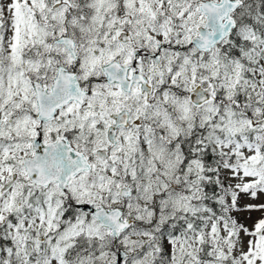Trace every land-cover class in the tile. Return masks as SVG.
I'll use <instances>...</instances> for the list:
<instances>
[{
	"label": "snow or ice",
	"instance_id": "snow-or-ice-1",
	"mask_svg": "<svg viewBox=\"0 0 264 264\" xmlns=\"http://www.w3.org/2000/svg\"><path fill=\"white\" fill-rule=\"evenodd\" d=\"M0 264H264V0H0Z\"/></svg>",
	"mask_w": 264,
	"mask_h": 264
}]
</instances>
